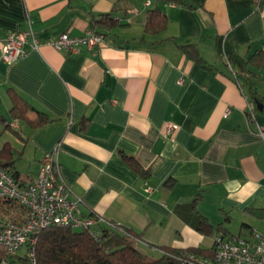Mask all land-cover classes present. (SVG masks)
I'll use <instances>...</instances> for the list:
<instances>
[{"label": "crops", "instance_id": "crops-1", "mask_svg": "<svg viewBox=\"0 0 264 264\" xmlns=\"http://www.w3.org/2000/svg\"><path fill=\"white\" fill-rule=\"evenodd\" d=\"M187 1L192 7L0 0V112L9 115L13 87L61 117L31 131L26 172L35 176L42 156L60 143L70 197L83 199L80 215L97 213L134 235L139 249L160 254L167 247L208 249L223 234L220 224L233 235L235 222L254 232L249 219L264 223L251 213L264 211V2ZM154 6L168 24L150 35L144 30ZM121 12L127 18L102 28L94 52L44 43L66 32L84 36L91 20ZM30 27L42 44L4 62L7 33ZM186 44L196 49L192 56Z\"/></svg>", "mask_w": 264, "mask_h": 264}, {"label": "trees", "instance_id": "trees-1", "mask_svg": "<svg viewBox=\"0 0 264 264\" xmlns=\"http://www.w3.org/2000/svg\"><path fill=\"white\" fill-rule=\"evenodd\" d=\"M158 1L192 7V4L187 0ZM257 2L261 4L264 0H257ZM101 16L102 17L99 19L91 20L90 30L95 31L102 36H104V33L102 32L103 27L109 28L127 18L125 12L115 15L114 13H108ZM167 24V15L159 6H154L148 9L144 30L146 34L156 35L162 33L167 29ZM19 30L25 29H17L14 31ZM5 38L3 42H5ZM142 41H145V37H142L138 43H141ZM181 47L190 56L193 55L192 51H196L191 44L181 45ZM195 59L201 62L200 57H195ZM8 93L11 99V107L9 115L0 112V127L3 132L11 130L20 137L22 139L23 147L16 148L12 142H4L0 148V169L4 170L15 180L23 184L31 181V179L40 173L42 158L44 157L43 155L41 158L40 169L35 176L29 172L22 175L17 168V161L23 158L26 146L25 142L31 138V131L59 122L61 117L53 116L49 111L31 103V101H28L21 96L13 87L8 89ZM256 100H258V98H256ZM14 123H18L19 126L15 127ZM122 155L136 170L146 174L150 173V168L146 169L142 167L127 154ZM58 166L63 177L62 180L69 189L68 183L63 175L59 154ZM70 199L73 198L70 197ZM73 200H75V198ZM251 213L257 218H264L263 209L251 210ZM29 214L30 211L25 205L16 200L0 196V217L2 219L0 222V231L1 224H10L12 222L23 223ZM244 226L248 227V224L244 223ZM218 230L223 233L221 234L222 236L225 235L229 238H238L242 235H228L221 224L218 226ZM250 233L252 236L254 230L250 231ZM24 252L25 249L21 253ZM180 252L193 254L201 264H211L214 262L213 247L208 249L199 247L175 249L167 247L163 249L160 257L152 256L136 246L134 235L116 224H114V226L100 224L99 227H96L94 230L88 227L76 229L72 226L52 225L44 228L39 233L35 245L37 264H180L178 261V255ZM5 254L6 249L0 244V264ZM19 257L21 256L19 255Z\"/></svg>", "mask_w": 264, "mask_h": 264}, {"label": "built area", "instance_id": "built-area-1", "mask_svg": "<svg viewBox=\"0 0 264 264\" xmlns=\"http://www.w3.org/2000/svg\"><path fill=\"white\" fill-rule=\"evenodd\" d=\"M102 41L101 34L89 30L84 36L62 33L44 43L74 53L81 46L94 52ZM41 44L31 27L12 31L2 45L3 60L12 63L26 56L30 48L37 49ZM59 148L60 143L53 151L44 154L40 173L26 183L21 184L0 169V196L16 200L30 211L23 223L1 224L0 244L6 249L1 264H37L35 245L39 233L46 227L64 225L94 230L104 223L114 226L97 213L80 215L79 206L83 199H70V191L58 166ZM212 247L214 262L211 264H264V232L255 231L250 238H225L219 234ZM24 248L25 252L21 253ZM178 261L180 264H201L193 254L184 252L179 253Z\"/></svg>", "mask_w": 264, "mask_h": 264}, {"label": "rangeland", "instance_id": "rangeland-1", "mask_svg": "<svg viewBox=\"0 0 264 264\" xmlns=\"http://www.w3.org/2000/svg\"><path fill=\"white\" fill-rule=\"evenodd\" d=\"M23 125V123H22ZM22 139L20 137H18L14 132H12L11 130H7V131H4L1 129L0 127V148L2 147V145L4 144V142L6 141H10L12 142V144L16 147V148H21L23 147V143L21 141ZM29 154H27L25 156V158H22L20 160L17 161V168L19 170H21L22 172H26L28 169H27V157H28ZM31 171L35 172L34 169H30ZM28 173V172H26ZM1 217H0V222H1ZM248 223L251 224V226H253V228H255L256 230L260 231V232H264V223H263V220H260V219H249L248 220ZM76 229H79V228H76ZM240 224H236V222L233 224V234L235 236H238L239 234H242L241 237H246V238H250L251 237V233L249 231L248 228H242L240 230ZM243 231V232H242ZM138 247V245H136ZM140 246V245H139ZM142 250H145V252H147L148 254L152 255V256H155V257H160L161 254L159 253L158 250H154L152 247H144V246H140ZM25 249V248H24ZM22 249L21 252L24 250Z\"/></svg>", "mask_w": 264, "mask_h": 264}, {"label": "water", "instance_id": "water-1", "mask_svg": "<svg viewBox=\"0 0 264 264\" xmlns=\"http://www.w3.org/2000/svg\"><path fill=\"white\" fill-rule=\"evenodd\" d=\"M262 108V106H260Z\"/></svg>", "mask_w": 264, "mask_h": 264}]
</instances>
